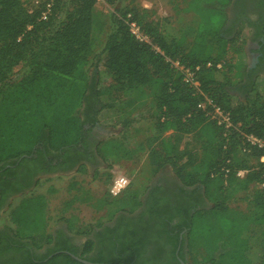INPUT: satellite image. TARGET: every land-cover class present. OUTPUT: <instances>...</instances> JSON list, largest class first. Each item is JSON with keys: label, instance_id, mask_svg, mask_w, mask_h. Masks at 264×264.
<instances>
[{"label": "trees", "instance_id": "16d2710c", "mask_svg": "<svg viewBox=\"0 0 264 264\" xmlns=\"http://www.w3.org/2000/svg\"><path fill=\"white\" fill-rule=\"evenodd\" d=\"M32 1L0 0V218L8 213L11 223L0 229V264H84L75 257L91 264H264V153L243 152L236 131L225 137L198 108L203 96L166 61L195 70L204 96L229 112L240 132L264 137V78L249 69L246 42L237 46L239 35L226 37L239 22L254 30L258 67L264 65V0H184L185 11L200 19L193 40L170 19L152 18L136 0H103L113 11L99 52L94 44L98 0H41L34 9ZM121 1L130 4L123 8ZM234 1L241 12L227 28ZM49 3L51 11L42 19ZM248 4L259 12L255 21L244 14ZM129 22L149 42L138 41ZM94 61L103 71L99 80L90 81ZM19 67L21 77L11 80ZM139 93L152 96L155 112L145 105V115L152 116L140 119L139 126L138 118H122L120 135L98 143L96 154L104 159L147 155L150 173L169 166L184 187L193 188L187 194H197L196 202L179 216L146 210L143 215L155 218L153 228L119 239L121 222L105 234L96 230L118 213L132 214L143 202L113 198L108 221L87 235L77 234L93 236L82 248L60 241L61 229L53 245L54 233L45 230V196H22L16 206L10 198L30 190L38 171L53 172L61 152L68 151L64 169L73 171L85 159L87 134L99 115L105 109L132 111L142 104ZM143 128L144 138L130 145V131ZM188 135L201 156L182 151ZM86 159L94 162L92 154ZM85 169L80 165L79 171ZM68 224L73 234V221ZM253 226L262 228L251 247L246 234Z\"/></svg>", "mask_w": 264, "mask_h": 264}, {"label": "rangeland", "instance_id": "374dc122", "mask_svg": "<svg viewBox=\"0 0 264 264\" xmlns=\"http://www.w3.org/2000/svg\"><path fill=\"white\" fill-rule=\"evenodd\" d=\"M146 1H151L153 4L150 9H147L152 12V14H149L153 16L152 18L170 19L183 35L187 36L189 40H193L200 19L196 14L185 11L186 4L184 0H136V5L145 10L144 4ZM40 2L41 0H33L29 7L34 9ZM121 2L117 4L119 5L121 3L119 6L123 8L130 4V1ZM112 11V7L107 5L103 0L97 1L94 33V44L97 52L103 47V35L106 30L107 17ZM228 11L229 15H231L233 10L230 7ZM253 18H255V15ZM249 31L250 30L243 22H239V24L226 35L228 39H232L239 35L238 41L236 42L237 46H240L242 41L246 42L243 48L248 54V64H250L251 61V53L255 52L251 50L255 45L253 44L254 41L250 39ZM102 71V65H98L97 62L94 61L88 70L90 81L93 79L99 80ZM21 75L22 67H19L14 71L11 80L16 81ZM259 77L264 78V76ZM234 94L238 95L242 100L244 99L242 94L236 92ZM138 99V103L142 102V104L139 106L137 105L132 111L120 114L119 111L115 112V110L112 109H105L99 115V126L106 130V133L108 132V134L104 136V139L118 137L120 135L122 132V118L124 117L130 116L138 118V124L135 126H139L141 122L140 119L144 116L147 118L152 116H150V114L145 115L146 106L148 105L153 107L152 110L154 112L156 110L155 104L153 105L152 96L150 94L143 95L139 93ZM132 131L133 130L130 131L131 137H129L130 145L140 142L144 138L143 135L146 129L143 128L136 134ZM181 149L182 151L190 150L195 156H201V150L199 149V145L193 141V135H188L184 139ZM146 158L147 155L144 154L123 160L117 159L116 157H107L105 161L99 160L97 167L92 168L89 166L83 172L76 169L71 173L61 174L53 178H42L37 180L35 185L30 190H27L25 194L12 197L10 203L16 206L22 196H45L47 201L45 230L49 233H53L60 228L67 229L69 226L68 220H72L74 223L73 234L84 243L87 238L84 235L90 233L98 224L108 221V214L111 210L108 203L113 198L124 199L133 196L135 199L142 200L151 180L160 172L150 173ZM142 163L145 164V167L140 169L139 167ZM169 170H171L170 167ZM120 173L125 174L129 180H131L129 186L119 196L114 197L110 193V189L114 177ZM238 205H240L242 209L246 208V203L239 202ZM9 225H11V223L8 213H6L0 218V229ZM261 228V226H253L251 230L247 232L246 235L250 239L251 247L257 244V238L261 233Z\"/></svg>", "mask_w": 264, "mask_h": 264}, {"label": "flooded vegetation", "instance_id": "af4514ba", "mask_svg": "<svg viewBox=\"0 0 264 264\" xmlns=\"http://www.w3.org/2000/svg\"><path fill=\"white\" fill-rule=\"evenodd\" d=\"M235 1L232 4L231 9L233 10L230 19L228 22V26L235 21L237 18V15L241 12V9H236ZM244 14L246 15V18L255 21L259 17V12L256 11L253 7V5L248 4L246 5V9L244 10ZM255 15V18H253ZM253 34L255 35V31L253 30ZM261 38L259 39V41ZM254 41V40H253ZM256 41H254L253 44H255ZM254 46L252 47V49ZM255 47L254 49H256ZM257 50H260L257 49ZM251 61L249 64V69H257V75L264 76V65H261L258 67V59L259 56H261V53H251ZM254 55L257 56V60L255 65L254 63ZM253 65V67H252ZM89 126H85L84 130H89ZM106 130L102 129L99 126V123H95L92 127V131L87 134V142L89 143L87 148V153L83 156L85 159L80 162L79 165H77L74 170L79 169L80 165L84 164L85 166H91V167H97L99 164L100 157L96 154V147L97 144L106 140L104 139V136L108 134V132H105ZM92 154L93 161L87 160L86 157L89 158V156ZM52 155H55V153H52ZM48 159H51L49 157ZM53 166L55 170L53 172H44V171H38L36 176L34 177L35 182L37 180H40L42 178H53L55 176L61 175V174H68L73 171H69L64 169L68 168V151L61 152L59 155V158L55 160L53 163ZM171 169V168H170ZM193 188H186L182 185L181 181L177 177V175L173 172V170H169V167H164L160 170V172L157 174V176L151 180L149 184V188L145 192V194L142 197L143 204L132 214L127 213H118L114 217L113 220L110 222H106L100 229L96 230V232H101L102 234H105V229L109 227L110 229H115L119 222L120 226L117 228V237L121 239L120 236H126L128 233L137 235L138 233H147L153 228V224L155 223V218L151 217L150 215H143L145 211L154 210L155 212L161 213L163 215L167 216H174V215H180L181 211L185 208H189L192 206L194 202L197 200V194H194V196L188 197L187 192H192ZM11 200V198H10ZM199 200V198H198ZM205 204L208 205V202L205 200ZM10 203V201H9ZM146 214V213H145ZM123 216V217H122ZM179 219V217H178ZM175 219V222L178 220ZM126 227V229L124 228ZM64 231V235L61 236L60 241L64 243H70L75 247H83L84 243L87 242L88 239H92L93 236H90V238H87L84 243L81 242V240L77 237L71 234L68 229L60 228ZM57 229V230H60ZM57 230L54 231V241L53 245L57 242ZM95 232V233H96ZM99 242V241H97ZM44 247L41 250V253L45 251ZM96 251V250H95ZM97 252V251H96Z\"/></svg>", "mask_w": 264, "mask_h": 264}, {"label": "built area", "instance_id": "2783aa9c", "mask_svg": "<svg viewBox=\"0 0 264 264\" xmlns=\"http://www.w3.org/2000/svg\"><path fill=\"white\" fill-rule=\"evenodd\" d=\"M50 11L51 3L47 5V11L43 13L42 19H46ZM128 26L130 28V32L132 33V35L135 36L138 41L149 42L148 38L142 33L140 27L135 22H129ZM166 61L171 65L174 70L181 74L183 82L186 85L192 87L195 90L196 94L203 96V100L199 102L198 108L205 112V115L209 120L215 122L217 126L223 129L225 137H227L231 131H236L242 136L244 144L243 152H250L252 149H255L264 153V137H260L252 133L240 132L238 126L234 125L231 114L222 109L212 99L204 96L203 92L200 90V84L198 82L195 70L185 67L178 60L166 59ZM218 67L221 66L219 65ZM260 161L264 163V156L260 159ZM227 173L228 171L226 170V174ZM244 174V171H239L237 175L239 177H243Z\"/></svg>", "mask_w": 264, "mask_h": 264}, {"label": "clouds", "instance_id": "9594fccd", "mask_svg": "<svg viewBox=\"0 0 264 264\" xmlns=\"http://www.w3.org/2000/svg\"><path fill=\"white\" fill-rule=\"evenodd\" d=\"M129 184L130 180L125 174L120 173L116 175L113 179V184L110 189L111 194L113 196H118L122 191H124L128 187Z\"/></svg>", "mask_w": 264, "mask_h": 264}, {"label": "crops", "instance_id": "0c3cea01", "mask_svg": "<svg viewBox=\"0 0 264 264\" xmlns=\"http://www.w3.org/2000/svg\"><path fill=\"white\" fill-rule=\"evenodd\" d=\"M152 5H153V4H152L151 1H146V3L144 4V7H145L146 9H150V8L152 7ZM228 27H229V26H228ZM228 27H227V28H228ZM249 30H250V29H249ZM249 32H250V39L253 41V31L250 30ZM254 45H255L254 48L257 47V46H258V42H256ZM254 48L251 49V50H254V51H255V50L257 49V48H256V49H254ZM253 53H254V52H253ZM247 55H248V54H247ZM258 76H259V75H258ZM114 110H115V109H114ZM115 112H116V110H115ZM109 136H110V134H109ZM99 157H100V160H101V161H105V159L103 158V156H99ZM117 159H121V160H123L124 158H122V157H119V158H118V157H117ZM88 167H89V166H87V165L85 166L86 169H87ZM144 167H145V164L142 163L141 166H140L139 168L142 169V168H144ZM92 168H93V167H92ZM94 168H95V167H94ZM78 170H79V169H78ZM130 180H131V179H130ZM132 180H133V178H132Z\"/></svg>", "mask_w": 264, "mask_h": 264}, {"label": "water", "instance_id": "95a60500", "mask_svg": "<svg viewBox=\"0 0 264 264\" xmlns=\"http://www.w3.org/2000/svg\"><path fill=\"white\" fill-rule=\"evenodd\" d=\"M254 58H255V59H254V63H253V65H255L256 60L258 59L256 55H254ZM253 65H252V67H253ZM75 259L78 260V261H80V262H82V263H84V264H91V263H89V262H86V261L80 260L79 258H76V257H75ZM182 264H184V263L182 262Z\"/></svg>", "mask_w": 264, "mask_h": 264}]
</instances>
